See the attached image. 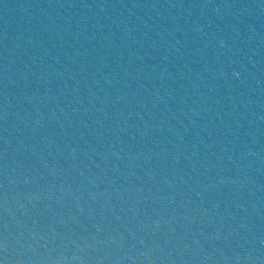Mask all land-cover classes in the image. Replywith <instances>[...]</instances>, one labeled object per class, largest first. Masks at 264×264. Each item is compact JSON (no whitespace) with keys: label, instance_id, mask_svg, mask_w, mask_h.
<instances>
[{"label":"water","instance_id":"1","mask_svg":"<svg viewBox=\"0 0 264 264\" xmlns=\"http://www.w3.org/2000/svg\"><path fill=\"white\" fill-rule=\"evenodd\" d=\"M0 264H264V0H0Z\"/></svg>","mask_w":264,"mask_h":264}]
</instances>
